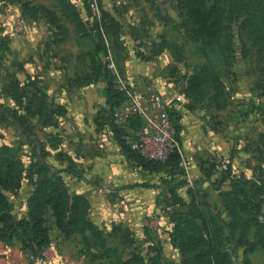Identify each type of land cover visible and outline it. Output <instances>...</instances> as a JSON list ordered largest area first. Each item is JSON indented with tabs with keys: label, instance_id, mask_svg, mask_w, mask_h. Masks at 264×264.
<instances>
[{
	"label": "rangeland",
	"instance_id": "1",
	"mask_svg": "<svg viewBox=\"0 0 264 264\" xmlns=\"http://www.w3.org/2000/svg\"><path fill=\"white\" fill-rule=\"evenodd\" d=\"M113 63L144 100L152 94L167 101L182 96L173 120L197 159L190 177L182 166L176 173L177 180H187L178 189L181 199L173 202L161 191L157 207L137 226L124 217L123 203L106 215L92 202L90 194L98 190L101 196L100 184L78 188L67 175L66 187L90 199L89 216L106 244L122 260L139 264H199L189 242L202 238L226 252L229 264H264L252 203L259 205L263 222L264 0H0V150L23 182L12 211L27 210L28 197L44 177L59 178L42 171L53 163L51 156L59 157L57 150L71 151L62 158L70 166L76 143L69 119L79 114V100L91 96L90 112L100 130L119 126L116 113L129 101L124 94L120 107L107 104ZM136 118L127 125L141 127ZM73 168V176L81 177ZM227 168L249 200L230 182L220 184ZM112 212L115 219H109ZM45 215L51 243L34 252L16 238H0V264H111L95 236L66 237L52 208ZM175 222L188 248L178 245ZM39 253H45L44 263L31 259Z\"/></svg>",
	"mask_w": 264,
	"mask_h": 264
},
{
	"label": "trees",
	"instance_id": "2",
	"mask_svg": "<svg viewBox=\"0 0 264 264\" xmlns=\"http://www.w3.org/2000/svg\"><path fill=\"white\" fill-rule=\"evenodd\" d=\"M108 13L104 14V20L108 17ZM108 79L106 85V97L107 104L111 109L120 107L123 103L125 92L120 90L115 81V75ZM126 96V95H125ZM172 110L171 115L173 118ZM140 118V117H138ZM15 122L24 129L22 124L17 118ZM174 121V120H173ZM175 124V122H174ZM176 127V126H175ZM117 134V140L121 145L123 151L133 161L143 166L153 175H160L163 191L166 193L168 199H173V202H177L181 199L178 189L183 184L187 183V180H177L176 173L181 162V156L178 152L169 156L165 161H155L145 158L138 150L131 147L128 135L130 129H124L123 127H114ZM177 129V128H176ZM30 133L29 130H25ZM178 132V131H177ZM179 135V134H178ZM180 138V137H179ZM63 154V152H60ZM51 153L48 151L47 156ZM3 151L0 150V165L3 170H0V238L12 242L15 238L20 240L23 248L39 252L45 249L51 243V235L47 226L46 211L52 208L55 216L56 226L60 229L66 237H70L73 234H84L95 236L103 247L102 256L111 258V264H127L129 262H136L135 260H122L117 249L106 244V239L103 230H101L96 222L90 218L91 201L88 197L79 193L71 192L66 187L65 177L71 173H74V166L59 167L54 163L47 162L42 168L44 173L53 172L59 175L57 180L44 177L38 184L36 189L28 197L27 210L22 214L18 212L14 213L11 206L16 202L13 199V195L18 193V189L23 187V182L20 174L16 172L13 163L4 158ZM212 164L210 169H214ZM80 175V174H78ZM237 176L231 171V168H227L221 173L220 184H232L233 190L238 193L243 199H247L248 195L245 190L240 186L237 181ZM254 209L256 210V216L254 218V224H256L262 232V238L264 241V221L259 220L261 215L260 207L257 203L252 202ZM250 225V222H246L243 231V238L246 234V230ZM181 226L179 222H175L173 233L175 238L179 239L178 245L186 247L183 242L187 240L186 235H182ZM176 232V233H175ZM190 237V241H191ZM198 239V240H197ZM182 240V241H181ZM195 244L192 246L198 250L196 259L199 264H229L228 254L217 247L213 243L204 244L202 238H196ZM185 245V246H184ZM254 247V245H253ZM252 247V248H253ZM249 264V261L246 262Z\"/></svg>",
	"mask_w": 264,
	"mask_h": 264
},
{
	"label": "crops",
	"instance_id": "3",
	"mask_svg": "<svg viewBox=\"0 0 264 264\" xmlns=\"http://www.w3.org/2000/svg\"><path fill=\"white\" fill-rule=\"evenodd\" d=\"M90 98L91 96L89 95V97L79 100L77 103L79 114L71 115L69 119L71 128L73 132L75 131L73 139L76 143V155H71L70 158L73 160H67V163H70V166L75 165L74 167L77 168L81 175L78 178L71 173L69 174V179L76 184V187L85 188L86 190L91 189V187L96 189L100 184L102 189L100 191L101 196L96 190L97 193L90 194L92 202L99 203L101 209H105L106 215H109L108 213L111 210L119 211V204L120 202L123 203V208L127 210L123 214L124 217L127 215L130 221L134 219L131 224L137 226L141 217L144 218V215L147 212L149 213L152 207H157L155 205L157 198L160 196V192L163 191L162 187H160V191L157 187L160 175L151 174L143 166L130 159L119 144L117 134L113 128L109 127L105 130L98 128V125L93 120L94 115L90 112L93 108V102ZM124 109L125 107L121 106L120 111H124ZM136 117L138 116L132 118ZM132 118L126 120L123 125H118L127 130L137 128L138 126L130 127L127 125ZM138 119L143 125V120L141 118ZM181 143L186 155L192 156L193 162L196 161L194 159H197V156L195 157L194 151L197 150H191L193 147L190 143L185 145L183 140ZM61 151L63 154L60 153ZM57 152L59 157L51 156L52 162L59 167H70L62 158L68 159L64 152L69 154L71 151L57 150ZM191 162L192 160L189 163V170H187L189 177L190 170L193 167V171L196 169L195 162H192V164ZM149 177L151 178L150 182L148 180ZM152 183H154V186L149 188ZM112 193L118 194L119 197L111 196ZM110 215L109 219H115V212Z\"/></svg>",
	"mask_w": 264,
	"mask_h": 264
},
{
	"label": "built area",
	"instance_id": "4",
	"mask_svg": "<svg viewBox=\"0 0 264 264\" xmlns=\"http://www.w3.org/2000/svg\"><path fill=\"white\" fill-rule=\"evenodd\" d=\"M110 67L115 75L117 87L125 92L129 101L124 111L116 113V121L123 125L129 118L138 116L144 122L141 127L130 129L128 137L131 147L138 150L145 158L155 161H165L170 155L178 152L181 156L180 165L189 170V163L193 157L187 156L184 152L171 115L172 110L177 109V105L181 103L182 96L177 95L173 100L167 101L152 94L144 100L130 87L129 82L117 70L114 63ZM154 216L157 218V215ZM45 256V253L32 254L31 259L44 263Z\"/></svg>",
	"mask_w": 264,
	"mask_h": 264
}]
</instances>
